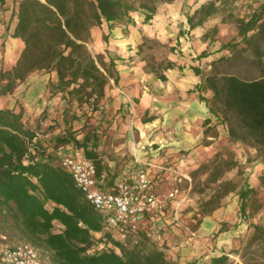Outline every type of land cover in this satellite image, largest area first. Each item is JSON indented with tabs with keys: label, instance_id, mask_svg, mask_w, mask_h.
Masks as SVG:
<instances>
[{
	"label": "trees",
	"instance_id": "1",
	"mask_svg": "<svg viewBox=\"0 0 264 264\" xmlns=\"http://www.w3.org/2000/svg\"><path fill=\"white\" fill-rule=\"evenodd\" d=\"M158 1L172 0H18L12 36L22 39L24 47L12 67L0 70V95L13 93L34 72H55L56 80H49L48 91L64 97L65 106L56 122L62 120L65 126L47 143L27 125L22 111L0 107V244L29 242L45 264H183L169 259L164 246L144 228L125 235L109 229L107 214L89 202L56 153L71 146L73 152L95 164L99 178L107 171L100 148L103 133L98 126L86 121L82 128L74 127L87 113L102 110L111 80L117 84L120 79L113 59L92 53V28L103 21L134 23L131 13L137 10L145 14L148 23L157 12ZM5 2L0 0V12ZM219 2L211 0L197 8L187 17L190 27L216 15ZM235 22L239 40L222 44L221 50L228 54L213 59L210 71L192 90L198 91L216 119L204 120L201 144L210 145L219 135L217 126L224 124L230 143L254 149L264 162V1L249 17H237ZM152 43L161 44L143 35L139 53ZM207 56L209 52L204 50L197 59ZM143 60L145 68L162 80L167 79L165 71L175 67L168 58ZM235 63L252 68L253 74L242 77L224 71ZM193 68L196 74H203L201 67ZM235 168L241 175L240 163L230 152V158L216 153L192 171L194 179L206 174V184L211 185V192L203 191L199 199L200 223L221 207L231 192L239 197L243 220L264 207L259 198L264 174L259 186H251L225 177ZM249 227V238L231 253L239 255L243 264H264V225L250 222ZM99 244L103 245L97 247ZM2 251L0 247V256ZM208 264L240 263L224 253L213 256Z\"/></svg>",
	"mask_w": 264,
	"mask_h": 264
},
{
	"label": "crops",
	"instance_id": "2",
	"mask_svg": "<svg viewBox=\"0 0 264 264\" xmlns=\"http://www.w3.org/2000/svg\"><path fill=\"white\" fill-rule=\"evenodd\" d=\"M182 7V2L174 0L158 7L148 23L144 22L145 14L137 10L131 13L134 23L103 21L92 28L89 43L92 53H101L106 60L113 59L120 75L117 84L111 80L102 110L94 113L98 128L107 132L103 139L107 171L100 178L106 189L113 188L120 180L135 183L139 172L145 170L154 193L171 191L175 186L167 187L169 182L161 181L167 178L172 183L181 175L187 176V169L195 167L196 160L212 148L200 145L204 120L211 117V113L207 104L200 100L198 91H192L202 79L192 67L196 53L191 49V38L205 30L207 21L191 28L187 17H181ZM16 22V17L8 22V35L0 32V43L6 39L11 45L10 61L5 63L8 68L15 64L24 47L22 39L12 36ZM143 35L160 39L170 46L179 44L168 54L175 67L165 71L166 80L148 71L145 61L138 57L137 46ZM50 79L56 80L55 72L30 74L10 94L14 102L7 107L22 111L29 121L38 119L42 125L52 123L56 117L60 119L65 100L62 93H49ZM43 110L48 112L42 117ZM64 148L66 153L73 152L71 146ZM171 157L170 162L178 169L167 168L161 178L155 179L163 161ZM262 170L264 162L258 160L252 167V175L258 178ZM182 195L179 193L170 200L171 204H166L162 213L148 215L143 223L149 234L165 244L169 259L183 264H208L213 256L229 254L231 249L240 246L248 225L238 216V195L227 196L224 205L206 216L190 234L175 227L178 218L169 214L174 207L184 204Z\"/></svg>",
	"mask_w": 264,
	"mask_h": 264
},
{
	"label": "rangeland",
	"instance_id": "3",
	"mask_svg": "<svg viewBox=\"0 0 264 264\" xmlns=\"http://www.w3.org/2000/svg\"><path fill=\"white\" fill-rule=\"evenodd\" d=\"M173 1L174 0H172L171 2ZM209 1L211 0H177V2L183 3L181 17L186 18L189 16V14L192 15L196 10L195 8L197 7L199 8L202 4L208 3ZM263 1L264 0H220L219 2L220 10L216 15L209 17L206 20L207 27H205V30L202 31V33H200L199 35H196V34L192 35L193 38H191V49H193V51L196 53V56L192 58V62L195 64V65H192V67L199 66L202 68L203 74L200 75L201 79L203 75L207 74L210 71L211 61L213 59L217 58L221 54H228V50H221L222 44L228 41L234 40V39L239 40V37L237 35L238 29H237V24L235 22V18L249 17L261 5ZM17 2L18 0H6L3 10L0 12V26L2 27V31L0 32L2 33L3 36H6L9 34L7 25H8V22H11L12 19L16 17L14 14V11L17 7ZM164 3L166 2L158 1L157 9ZM160 42H161L160 45H156L152 43L153 45L152 47H149V45L145 46L143 52L141 53H139L140 44H138L137 46L138 47V51H137L138 57L141 60H143L144 57L145 58L154 57L156 58V60H162L164 58H168V54L171 52L172 47L177 48L179 45L177 44L176 46H170L168 43H165L161 40ZM10 47L11 45L6 42V39H4L2 43H0V70L8 68L6 67L5 63L10 61L9 60L10 59L9 58ZM204 50H207L209 52V56L204 57L201 60L197 59V56ZM145 66H146V61H145ZM224 71L228 73H235L242 77H249L254 72L252 68L244 64H241V63H235L230 66H227L224 68ZM43 73H46V72H43ZM10 94L0 95V107H7L13 104L14 97L10 96ZM84 109H88L86 105L84 106ZM81 111L82 110H78L79 113ZM44 112L47 113L48 111L43 110L41 116L43 115ZM87 114H88L87 118L83 116L81 119L76 120L74 122L75 128L77 129L82 128L86 121L88 123L96 125V122L94 120L95 119L94 113L91 114L89 112ZM211 117L213 118L215 122L216 119L215 117L212 116V114H211ZM56 118H54L53 122L49 123L48 125H42L38 121V119H33L29 121V119L27 120L24 118V120L27 123V125H29L30 127H32L38 132V135L41 138H43L45 142L49 143V140L55 134L59 133L65 126L62 120L56 122L57 120ZM217 128H218V133H219L218 137L213 139L210 145H207L212 148L209 151H207V153L199 161L196 160L195 167H192L191 169H187V172H185L187 176L181 175L176 179V181H173L172 183H170V181H168L167 178L161 181V183L164 181L169 182L167 184V187L175 186V188L176 187L179 188L180 190L179 193H183L182 196L184 197V201H183L184 204L180 205L177 208L174 207L173 212L172 210H170L169 214L172 213V217L177 216L176 218H178L175 221L176 223H178V225H175V227L182 228L185 231H187L189 234L192 231H196L197 228L202 223V222L201 223L199 222V219L201 218V215L199 212L200 211L199 210V199L201 197L202 192L203 191L204 193L211 192V188H210L211 185L206 184V181H205L207 175L200 173L194 179V177L192 176V171L196 170L202 163L207 162L210 159H212L216 155V153H218L220 156H223L225 158H230V152H234V158L239 161L242 174L238 176L237 175L238 168H235L226 173L225 177L227 179L234 178V179L241 180V183L246 181L248 185L259 186L260 176L264 174V170H262L261 174L258 175V178L252 175V167L257 163L258 160H260L259 158L256 157V153L254 149L244 146L242 144L230 143L228 140V129L226 125L220 124L217 126ZM98 129L100 130V128ZM102 133H103V139H104V137L107 135V132H102ZM80 136H82V132ZM200 145H203V144H201L200 142ZM101 146H102L101 148L102 153L104 154L105 146L103 144V140H102ZM66 152L67 150L65 148L58 150L56 152L58 154V161L61 160L62 156L67 154ZM170 160H172V157L169 158L168 160L163 161V164H162L163 167H161V172L156 173L155 179L161 178L162 177L161 174H163L164 171H167L169 168H172V171L176 168L178 169V167H176V165H174L172 161L170 162ZM174 162H176V160ZM169 191L170 190L165 189L160 193V195L167 194ZM235 195H237L235 192H231L227 196H231L233 198ZM259 198L262 201H264V188L261 189ZM172 199L174 198L166 199L165 206L168 203L170 205L171 204L170 200ZM185 215H187V217ZM238 216L240 217V219H242L240 216V212H238ZM243 221L248 225V228H247V231L245 232V236L241 239L240 246L242 245L244 241H246L249 238L252 232V229L249 227L250 222L260 223L264 225V207L257 213L253 214L249 220L247 221L243 220ZM97 236H100V234H98ZM153 238L160 245L164 246L166 253H167V248L165 244H162L161 240L158 239L157 237L153 236ZM23 241L24 240H15V241L8 242V243L2 242L0 244L1 245L0 247L1 249H4L8 247L9 245L14 246L18 244L19 242H23ZM102 245L103 244H99L97 247H101ZM234 249L236 248H233L229 251V255L234 260V262L243 264L239 255L235 254L234 252L231 253V251Z\"/></svg>",
	"mask_w": 264,
	"mask_h": 264
},
{
	"label": "built area",
	"instance_id": "4",
	"mask_svg": "<svg viewBox=\"0 0 264 264\" xmlns=\"http://www.w3.org/2000/svg\"><path fill=\"white\" fill-rule=\"evenodd\" d=\"M60 163L69 171L76 185L83 191L89 202L98 210L107 214L108 228L118 235L143 228L148 215L162 213L168 198H175L179 188L167 194H156L151 190V181L147 171L141 170L138 180L131 183L118 181L113 188L106 189L97 175L95 164L80 152L67 153ZM0 264H45L35 246L29 242H19L5 248L0 256Z\"/></svg>",
	"mask_w": 264,
	"mask_h": 264
}]
</instances>
